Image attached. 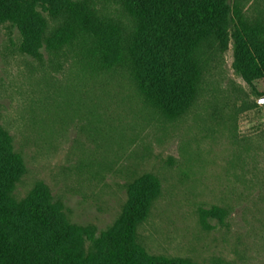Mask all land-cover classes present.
<instances>
[{
  "label": "rangeland",
  "instance_id": "obj_1",
  "mask_svg": "<svg viewBox=\"0 0 264 264\" xmlns=\"http://www.w3.org/2000/svg\"><path fill=\"white\" fill-rule=\"evenodd\" d=\"M96 3L103 12L119 9L115 0ZM242 7L251 19L264 17V0ZM24 42L15 24L1 25L0 124L26 166L15 198L45 184L94 240L119 220L130 186L151 175L159 192L136 229L148 254L264 264V96L235 72L232 45L212 62L204 95L186 115L142 112L127 86L128 97L113 103L102 128L84 114L69 117L79 103L68 97L82 76L77 47L44 48L37 57Z\"/></svg>",
  "mask_w": 264,
  "mask_h": 264
},
{
  "label": "trees",
  "instance_id": "obj_2",
  "mask_svg": "<svg viewBox=\"0 0 264 264\" xmlns=\"http://www.w3.org/2000/svg\"><path fill=\"white\" fill-rule=\"evenodd\" d=\"M244 1L115 0L118 11L103 12L96 0H0V27L15 24L23 48L37 57L44 48L77 47L82 76L68 97L83 106L74 101L69 117L84 114L104 128L127 86L142 112L154 109L171 120L186 115L204 95L212 62L230 45L235 72L263 97L264 17L251 19ZM45 13L57 25L51 28ZM25 173L0 124V264H193L151 256L136 243L137 226L159 192L155 177L130 186L119 220L93 240L94 231L72 223L45 184L15 198Z\"/></svg>",
  "mask_w": 264,
  "mask_h": 264
},
{
  "label": "water",
  "instance_id": "obj_3",
  "mask_svg": "<svg viewBox=\"0 0 264 264\" xmlns=\"http://www.w3.org/2000/svg\"><path fill=\"white\" fill-rule=\"evenodd\" d=\"M261 103H264V98H263V100H261Z\"/></svg>",
  "mask_w": 264,
  "mask_h": 264
}]
</instances>
